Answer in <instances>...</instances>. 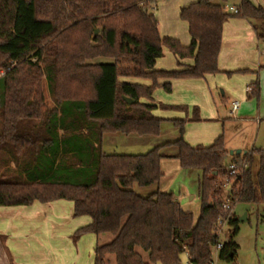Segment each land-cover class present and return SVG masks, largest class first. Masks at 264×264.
<instances>
[{
  "label": "trees",
  "instance_id": "1",
  "mask_svg": "<svg viewBox=\"0 0 264 264\" xmlns=\"http://www.w3.org/2000/svg\"><path fill=\"white\" fill-rule=\"evenodd\" d=\"M157 2L0 0V151L6 154L0 206L71 201L74 217L91 219L73 239L96 235L94 264H179L183 253L189 264H211L213 248L221 241L218 223L226 219L234 231L229 241L222 240L219 260L231 263L238 233L234 206L264 204V150L252 148L233 156L237 169L230 207L225 208L221 184L230 151L224 136L207 146L191 145L184 138L185 126L189 120H201L199 107L194 106L191 118H163L154 111L188 114L189 107L158 103L153 94L157 87L170 93L176 79L219 73L223 27L231 18L248 19L264 40V6L241 0L234 13L229 0L190 2L179 12L191 38L184 45L161 35L152 11ZM164 47L176 57L177 69L156 68ZM99 57L113 62H91ZM188 59L192 63H182ZM234 72L250 71L226 73ZM44 80L55 99L46 114ZM249 87V96H259L258 81ZM167 123L179 128L180 137L173 142L144 154L102 151L104 133L159 135ZM83 130L97 134V145ZM168 144L177 147L175 158L182 168L201 171L197 217L184 210L172 192L157 186L144 196L135 190L136 185L160 183L165 157L161 148Z\"/></svg>",
  "mask_w": 264,
  "mask_h": 264
},
{
  "label": "rangeland",
  "instance_id": "2",
  "mask_svg": "<svg viewBox=\"0 0 264 264\" xmlns=\"http://www.w3.org/2000/svg\"><path fill=\"white\" fill-rule=\"evenodd\" d=\"M174 1L158 0L156 5L152 6V11L159 20L161 35L172 36L176 34L174 36L178 37L181 43L184 44V41L186 42L187 38L189 39V33L186 23L180 19L179 12L180 7L188 5L190 0H181L180 6H177ZM237 2L238 0H229V5H236ZM228 21L225 23L227 28L229 27L227 25ZM263 47L264 41L260 42V49ZM173 59L172 52L164 47V57L160 62H167L166 68L171 69L174 68L172 66H175ZM91 62L109 63L113 62V59L99 57ZM1 74H3V70H0ZM251 74L252 72H234L229 75L220 72L214 75H206L203 78H186L200 86L197 91L191 89L193 95L191 93H189L191 95H187L188 93L181 89L178 91L177 95L185 98L184 102H180V104L187 105L189 112L188 114L178 111L166 112L172 114L167 115V117L176 116V113L178 117L187 116L191 118L194 106H198L201 120H189L186 123L185 140L189 139L194 142L208 144L214 140L213 136L223 135L229 151L233 149L248 151L252 148L264 150V72L261 75L258 74L259 80H263L261 96L248 95L247 97L246 95L245 97L246 85L251 84L256 78V76L251 77ZM246 82L248 83L246 84ZM42 87L46 95V102L42 111L46 114L54 107L55 99L50 95L46 80L43 81ZM232 88L235 90L231 93ZM222 92L227 93L224 95ZM161 93L166 98H163L160 92H157L155 96L153 94L154 100L158 103L168 102L170 94L165 90H161ZM194 95L199 98V101L203 100L202 105L195 103ZM206 101L209 103H205ZM232 101L239 102V109L234 114L231 113ZM179 113H183V116ZM154 114L161 116L160 114L165 113L158 109ZM210 136L212 139H210ZM179 137V128L167 123L162 126L159 135L107 134L103 140L102 150L108 154H144L167 142H173ZM161 153L165 156L161 162L164 173L162 180L159 184L149 188L136 185V192L145 196L158 186L161 190L172 192L182 208L192 212L197 217L202 205L198 181L201 171L182 168L175 158L177 147L174 144L163 146ZM233 156L230 154L227 157V165L234 158ZM4 157H6V154L0 151V173L5 168L2 161ZM222 192L225 194L227 190L222 189ZM234 213L238 218V233L233 238L237 244L236 255L231 263L222 262V264H264V204L237 203L234 206ZM233 231V227L228 224L224 225L223 233L220 235L221 240L229 241ZM94 246L95 237L93 234H85L83 242H81L83 264H93ZM179 264H189L187 254L183 253L181 255Z\"/></svg>",
  "mask_w": 264,
  "mask_h": 264
},
{
  "label": "crops",
  "instance_id": "3",
  "mask_svg": "<svg viewBox=\"0 0 264 264\" xmlns=\"http://www.w3.org/2000/svg\"><path fill=\"white\" fill-rule=\"evenodd\" d=\"M193 1L195 0H190V2ZM250 1L255 6H264L263 0ZM174 2H176L177 6H180V3H182L181 0H175ZM240 3L241 0H238L236 5L231 4L230 6L236 7ZM227 25H229L228 28L226 27V24H224L223 27V40L218 57V66L220 72H233L239 69L249 70L252 72L251 77L256 76L255 79L253 78V82L258 81L259 95L261 96V86L263 80H259L258 74L261 75L264 72V47L260 49V42L264 40L259 39L252 23L248 19L231 18ZM160 29L161 28L159 26V30ZM174 35L176 34H173L170 37L178 38ZM190 40L191 38L189 36V39L187 38L186 42L184 41V45H188ZM173 57V63H175V66L172 67L174 68H166L165 65L167 62H160L162 58L157 60L156 68L164 70L177 69V59L174 55ZM182 63L190 64L192 63V60H184ZM122 80L138 82L147 85L150 84V80L146 79L122 78ZM247 83L248 82H246V84ZM249 85L250 84L246 85L245 97L246 95L247 97L249 95ZM199 87L200 86H198L197 83H194V81L189 79L173 80L172 91L170 93L167 92L170 94V97H168L167 100L168 102L163 104H180V102H184L185 99L182 96L177 95L180 89L185 93H188L187 95H193L191 89L193 88L197 91ZM161 90L164 89L157 87L155 89L154 96L155 93L160 92V95L163 98H166L162 95ZM234 90L235 89L232 88L231 93L234 92ZM222 93L225 95L227 92ZM193 99H195V103L202 105L203 100L199 101V98L195 95L193 96ZM233 102L234 101H232V103ZM205 103L209 102L206 101ZM157 111L158 110L154 111V113ZM160 111L165 113L160 114L163 118L178 117L176 113V116L167 117V115L172 114H168L166 112L171 111ZM179 114L183 116V113ZM39 121L40 120H36L35 124L39 123ZM59 133L61 135L62 131L60 130ZM82 133L84 136L88 135L87 137L94 143L96 142L95 139H97V134H90L87 132V130H83ZM107 134L113 135L111 133H104L102 135V144ZM117 134L118 133H114V135ZM216 138V136H213L214 140ZM210 139H212L211 136ZM213 141H211V143ZM187 142H189L191 145L207 146L211 144H205L204 142H194L189 139ZM95 145H97V143H95ZM10 166L14 168L15 164L11 162ZM199 177L200 175L198 176V181ZM73 211V203L67 200H58L49 203L35 201L30 206H0V264H83L81 252V242H83V236L77 242H75L73 239V234L78 228L89 224L91 219L88 216L74 217ZM93 236L95 237L96 246L97 237L94 234ZM95 246L93 248V264Z\"/></svg>",
  "mask_w": 264,
  "mask_h": 264
},
{
  "label": "built area",
  "instance_id": "4",
  "mask_svg": "<svg viewBox=\"0 0 264 264\" xmlns=\"http://www.w3.org/2000/svg\"><path fill=\"white\" fill-rule=\"evenodd\" d=\"M228 9L231 12L237 13L238 9L234 6H229ZM263 53H264V49H263ZM239 108V102L238 101H234L232 103V114L235 113V111ZM236 169H237V163L236 161H233V159L229 162L228 166H227V174L221 184V190H227V192L225 193V198H226V203L224 204L225 208H229V191H230V187L232 185V182L234 181V175L236 174ZM227 224V220L225 219H220L219 223H218V227H217V234L220 236L223 233V227L224 225ZM223 243L222 240L216 244V246H214L213 248V257H212V261L211 264H221L220 260H219V250L222 248Z\"/></svg>",
  "mask_w": 264,
  "mask_h": 264
},
{
  "label": "water",
  "instance_id": "5",
  "mask_svg": "<svg viewBox=\"0 0 264 264\" xmlns=\"http://www.w3.org/2000/svg\"><path fill=\"white\" fill-rule=\"evenodd\" d=\"M98 32V29L96 30V33ZM124 99L128 102V103H132L133 100L128 98V97H124ZM247 151H243L242 149H233L230 150V154L231 155H241V154H245Z\"/></svg>",
  "mask_w": 264,
  "mask_h": 264
}]
</instances>
